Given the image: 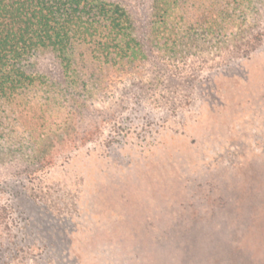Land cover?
Here are the masks:
<instances>
[{
  "label": "rangeland",
  "instance_id": "rangeland-1",
  "mask_svg": "<svg viewBox=\"0 0 264 264\" xmlns=\"http://www.w3.org/2000/svg\"><path fill=\"white\" fill-rule=\"evenodd\" d=\"M106 1L147 46L153 0ZM168 6L162 51L73 41L0 105L3 149L49 142L0 161V264H264V0Z\"/></svg>",
  "mask_w": 264,
  "mask_h": 264
},
{
  "label": "trees",
  "instance_id": "trees-1",
  "mask_svg": "<svg viewBox=\"0 0 264 264\" xmlns=\"http://www.w3.org/2000/svg\"><path fill=\"white\" fill-rule=\"evenodd\" d=\"M168 8V0H153L151 29L145 46L136 38L129 14L117 3L106 0H0V105L12 103L18 90L35 78L48 76L36 73L33 57L54 53L65 69L69 63L67 51L73 41L91 45L100 60L112 63L122 60L131 64L137 57L147 59L146 47L162 51L160 47L168 44V40L161 42L156 33L155 37L150 34L154 33L153 25L166 23ZM180 38L179 45L187 46L188 42H183L188 39L187 35ZM174 50H169L166 57L171 58L169 54ZM52 137L50 134L45 138L51 140ZM48 147L49 142H41L39 147H30L28 152L32 153L29 155L0 146V161L16 159L18 153H23L20 156H27L26 160L41 164Z\"/></svg>",
  "mask_w": 264,
  "mask_h": 264
}]
</instances>
